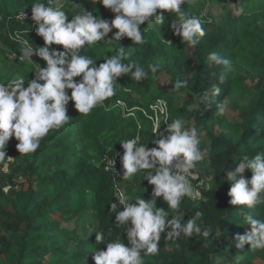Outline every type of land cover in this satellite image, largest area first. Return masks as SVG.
I'll use <instances>...</instances> for the list:
<instances>
[{"label":"trees","instance_id":"trees-1","mask_svg":"<svg viewBox=\"0 0 264 264\" xmlns=\"http://www.w3.org/2000/svg\"><path fill=\"white\" fill-rule=\"evenodd\" d=\"M227 1L193 0L191 6L184 7L192 15L206 12V35L195 47L186 46L175 34L171 25L178 19L176 14L165 12L167 23L155 25L146 33L143 45H135L125 37L81 53L101 57L96 61L98 65L123 47L130 52L125 62H136L146 70L155 64L157 78L150 71L142 81L130 75L118 78L122 88L105 101V107L98 106L87 116L70 101L67 108L72 122L51 132L35 153L21 154L16 147L19 141L10 139L6 153L13 166L9 175L4 178L1 174L0 179V264H95L93 250L106 249V245L97 244L96 231L107 234L111 229L109 239L121 236L127 244L126 231L114 224L115 214L110 213L112 201L118 203L115 186L123 178L106 171L102 160L116 155L122 148L120 140L136 135L150 148L157 146L151 105L160 98L167 100L170 118L180 116L199 129L202 146L209 150L200 165L205 177L216 175V184L208 182L210 187H202L199 199L185 197L180 211L185 215L182 222L200 211L203 225L211 227L212 234L207 240L192 236L176 243L166 241L162 234L159 255L146 257L145 264H264V251L251 250L250 244L237 248L235 239L251 231L250 224L242 223L243 215L250 212L254 219H264V205L253 209L241 206L243 211H239L240 206L230 204V183L224 179L227 171L237 166L234 159L244 153L253 156L264 152V0H231L234 11H223L220 17L208 12L211 3L223 5ZM31 2L0 0V82L18 75L30 80L35 74L30 70L46 66L35 55L28 65L18 59L22 39L33 46L44 45L34 29L28 30L33 24L31 15L25 25L16 18L23 10L31 11ZM241 7L245 14L237 16ZM83 10L114 19L111 10L93 0H79L70 16ZM147 26L145 22L141 27ZM113 33L105 40L112 39ZM163 40L171 41L172 46ZM53 47L62 50V46ZM213 52L229 63L215 65L208 58ZM162 75L168 76L166 84L160 81ZM176 80H187V87L174 91ZM216 88L220 89L218 95ZM203 91L208 92V101L201 106L202 111L188 112V104ZM220 102L228 103L237 113L234 119L227 111L225 115L217 114ZM166 128L167 124L161 123L160 131ZM4 164L5 160L0 162V169ZM243 175L250 179L252 173L246 170ZM130 182L132 186L126 192L151 198L154 186L147 180L140 184L139 177H135ZM6 187L11 192L5 191ZM157 207L168 211L162 197L157 198Z\"/></svg>","mask_w":264,"mask_h":264},{"label":"clouds","instance_id":"clouds-1","mask_svg":"<svg viewBox=\"0 0 264 264\" xmlns=\"http://www.w3.org/2000/svg\"><path fill=\"white\" fill-rule=\"evenodd\" d=\"M68 1L32 0L31 11H27L30 12L28 18L26 10L16 17L25 25L31 15L33 24L28 30L34 29L44 41L43 46H33L27 39H22L21 55L18 57L20 63L31 64L35 55L45 61L46 66L39 65L38 70H30H35L34 78L30 80L28 76L18 75L7 82H0V162L9 158L6 147L11 138L19 141L16 147L21 154H32L51 132L70 124L73 120L68 115L70 101L74 102L80 114L87 116L98 106L105 107V101L122 88L118 78L130 75L132 79L142 81L148 77L149 71L154 79L157 78V65L150 64L146 70L136 62H125L130 52L126 53L123 47L116 54L104 57V62L98 65L96 61L101 57L82 52L125 37L135 45H143L146 43V33L155 25L167 23L165 12L169 15L175 13L178 17L171 27L186 46L195 47L200 38L206 35V12L192 15L183 10L191 6L193 0H93L114 13L111 20L85 10L70 16L71 11L66 5ZM235 14L242 16L245 9L241 7ZM21 20L26 22L22 23ZM145 22L148 26L142 28ZM113 29L118 31L113 33ZM110 33H113L112 39L106 41ZM163 42L172 46L171 41ZM53 45L62 46V50ZM13 55L17 58L16 53ZM208 58L215 65L229 63L215 52L210 53ZM78 77L79 80L76 79ZM173 84L174 91H178L187 87L188 82L176 80ZM68 90H71L70 95ZM219 92L220 89L216 88L215 94ZM201 93L188 104V112L202 111L201 106L208 101V92ZM118 103L123 106L122 101ZM151 108L154 113L152 133L157 136L154 140L157 146L150 148L148 142H141L140 135L120 140L119 143L124 150L120 157L123 181L139 177L141 184L142 180H147L154 186L152 196L149 199H145L144 195L133 196L119 184L115 186L118 203L112 201L110 213L115 214L114 224L126 231L127 244L121 236L109 239L111 229L107 234L96 231L97 244L106 245V249L99 247L93 250L95 264H145L146 257L159 255L162 234L166 235V241L173 243L182 237L192 236L207 240L212 234L211 227L203 225L200 211L186 222H182L185 215L180 211L185 197L200 196L191 181L198 165L209 155L208 148L202 146V133L180 116L170 118L168 102L164 98L158 99ZM216 110L218 115H225L226 104L218 103ZM161 123L167 124L164 131H160ZM234 160L238 161L237 166L227 171L224 177L230 183V204L240 206L239 211H243L241 206L253 209L264 205V152H256L253 156L244 153ZM115 164L116 157L114 160L107 159L105 170L114 166L116 173ZM246 170L252 173L250 179L243 175ZM215 176L214 173L210 174L199 184L210 187L208 182L216 184ZM160 197L167 203L168 211L157 207V198ZM242 223L250 224L251 231L235 237L236 247L243 249L245 244H250L251 250L264 251V219H254L252 213L246 212ZM176 246L179 247L178 244Z\"/></svg>","mask_w":264,"mask_h":264},{"label":"rangeland","instance_id":"rangeland-1","mask_svg":"<svg viewBox=\"0 0 264 264\" xmlns=\"http://www.w3.org/2000/svg\"><path fill=\"white\" fill-rule=\"evenodd\" d=\"M66 5L69 8V11H74L79 6V0H70V1H68L66 3ZM234 8H235L234 2L231 1V0H228L223 5H217V4L211 3L209 5L208 12H210L215 17H220L223 11H232L233 12L234 11ZM160 81L163 84H166L168 82V76L162 75L160 77ZM226 109H227L226 111H227L228 116L231 119H234V117L237 115V113L234 112L229 107L228 103L226 104ZM12 166H13L12 159L11 158H6L5 159V164H4L3 168L0 169V174H2V176L4 178H6L9 175L10 169L12 168ZM192 177H193V181H200L202 179H205L204 169L201 167L200 164L198 165V167L195 170L194 175ZM122 182H119L118 184L124 190H126L129 186H132L131 185L132 182H130V181H122ZM199 187H200V184H199ZM202 187H205V186L202 185ZM5 189H7L6 191L11 192V190L8 187H6ZM193 198L194 199H199V198H201V195L199 197H193ZM71 226L73 227L74 226V223H72ZM257 262L261 263V261H259V260H257Z\"/></svg>","mask_w":264,"mask_h":264},{"label":"built area","instance_id":"built-area-1","mask_svg":"<svg viewBox=\"0 0 264 264\" xmlns=\"http://www.w3.org/2000/svg\"><path fill=\"white\" fill-rule=\"evenodd\" d=\"M26 12V16H27V18H28V16H29V14H30V12H27V11H25ZM27 20V19H26ZM21 22L22 23H25L26 21H22L21 20ZM123 152H124V150H123V148H121V149H119L118 150V152L116 153V155H114V156H105L104 158H103V160H102V163H104V168H106L108 165H107V159H112V160H114L115 159V157H116V164H115V169H116V173L119 175V176H121L122 178H123V168H122V164H121V159H120V157L123 155ZM107 158V159H106ZM202 167V166H201ZM108 171H111V172H113V173H115V170H114V166L112 167V168H110ZM0 179H1V174H0ZM192 184H195V187H194V189L195 190H197V191H199L200 192V195H201V191H200V189L202 188V185H200V187H199V181H193V177H192ZM198 184V185H197Z\"/></svg>","mask_w":264,"mask_h":264}]
</instances>
